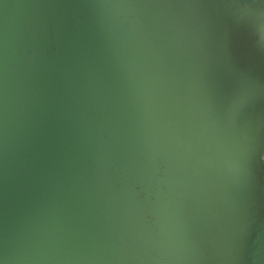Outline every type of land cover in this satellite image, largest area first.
I'll list each match as a JSON object with an SVG mask.
<instances>
[{"label":"water","instance_id":"water-1","mask_svg":"<svg viewBox=\"0 0 264 264\" xmlns=\"http://www.w3.org/2000/svg\"><path fill=\"white\" fill-rule=\"evenodd\" d=\"M0 264H264V0H0Z\"/></svg>","mask_w":264,"mask_h":264}]
</instances>
